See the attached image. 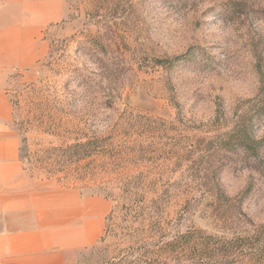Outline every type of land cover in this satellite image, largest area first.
<instances>
[{
  "label": "rangeland",
  "instance_id": "374dc122",
  "mask_svg": "<svg viewBox=\"0 0 264 264\" xmlns=\"http://www.w3.org/2000/svg\"><path fill=\"white\" fill-rule=\"evenodd\" d=\"M62 2L63 15L35 39L39 56L9 73L15 139L7 143L33 187L58 193L48 204L67 212L78 197L107 200L103 231L76 264H159L155 223L168 236L191 226L222 232L215 198H204L200 175L189 172L201 164L181 156L198 137L230 130L239 114L264 137L256 111L264 100V0H115L133 79L113 104L73 75L94 67L78 48L82 32L97 26L85 2ZM91 139L95 150L84 158L47 150ZM218 154L210 166L218 187L264 223V144L258 154Z\"/></svg>",
  "mask_w": 264,
  "mask_h": 264
},
{
  "label": "trees",
  "instance_id": "16d2710c",
  "mask_svg": "<svg viewBox=\"0 0 264 264\" xmlns=\"http://www.w3.org/2000/svg\"><path fill=\"white\" fill-rule=\"evenodd\" d=\"M87 6V17L94 21L97 29L94 32H82L79 40V52L87 62L94 67L83 73L74 68L72 73L81 78L88 88L100 91L113 104L121 95L124 84L132 82V64L127 57V41L122 22L117 19L119 8L114 7L115 0H82ZM136 60L141 62L142 54L134 48ZM163 60H159L160 63ZM142 63V62H141ZM89 69V68H88ZM264 113V100L257 110ZM220 119H218V122ZM150 123L155 121L150 119ZM94 139L80 142L68 148H51L68 150L71 156L84 158L95 148ZM264 144V137L257 138L250 132L249 115L239 114L232 128L217 134L212 139L198 137L192 148L181 157L189 158L195 165L201 164V169L192 166L191 175H200L197 190L204 197H214V216L221 223L222 232L191 226L185 231H178L168 236L160 224L153 226L158 239L154 241V262L159 264H264V223H255L243 210L239 209L240 200L227 196L219 187L212 166L215 158H222L221 151L244 150L258 154ZM73 154V155H72ZM148 258V256H146Z\"/></svg>",
  "mask_w": 264,
  "mask_h": 264
},
{
  "label": "crops",
  "instance_id": "0c3cea01",
  "mask_svg": "<svg viewBox=\"0 0 264 264\" xmlns=\"http://www.w3.org/2000/svg\"><path fill=\"white\" fill-rule=\"evenodd\" d=\"M63 15L62 0H0V264H76L103 231L107 200L77 198L64 207L57 192L33 187L17 161L10 128L9 73L39 56V30ZM6 171L7 175L1 176ZM98 203V205H96Z\"/></svg>",
  "mask_w": 264,
  "mask_h": 264
}]
</instances>
